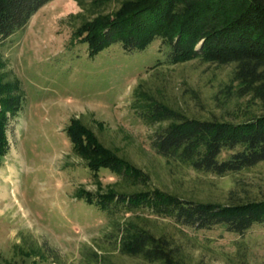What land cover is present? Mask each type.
Listing matches in <instances>:
<instances>
[{
	"label": "rangeland",
	"instance_id": "obj_1",
	"mask_svg": "<svg viewBox=\"0 0 264 264\" xmlns=\"http://www.w3.org/2000/svg\"><path fill=\"white\" fill-rule=\"evenodd\" d=\"M82 1L84 10L76 0H54L24 29L0 38V56L22 95V108L9 124V151L0 167V264H93L94 260L150 264L114 252L118 248L114 222L119 214L77 196L80 190L96 195L98 188L67 135L74 119L92 128L104 146L148 173L150 187L202 202L264 200V162L219 177L159 156L152 142L161 127L145 121L150 108L140 105L136 96L143 85L144 90H162L169 105L186 116L243 122L261 110L249 98L235 95L234 86L230 94L225 92L234 66L199 60L171 65L160 39L132 52L116 43L91 57L88 44L72 42L73 30L84 20L116 11L124 0H103L99 7L92 6L94 0ZM78 14L83 16L75 18ZM230 154L224 152L222 159ZM99 181L106 191L122 178L102 169ZM117 190L131 191L123 184ZM145 215L157 219L158 232L172 233L187 244L192 264H231L232 260L239 264L240 247L247 251L246 264H264V225L244 236L222 227L183 228L185 237L171 220ZM24 239L43 246L45 256H23L17 246Z\"/></svg>",
	"mask_w": 264,
	"mask_h": 264
},
{
	"label": "trees",
	"instance_id": "obj_2",
	"mask_svg": "<svg viewBox=\"0 0 264 264\" xmlns=\"http://www.w3.org/2000/svg\"><path fill=\"white\" fill-rule=\"evenodd\" d=\"M53 1L0 0V38L5 40L24 29L40 9ZM76 1L84 10L83 1ZM103 4V0L92 2L94 7ZM82 16L78 14L75 18ZM157 39L167 46L166 62L171 65L194 60L233 65L225 92L230 94L234 86V94L259 104L261 113L238 123L193 118L173 109L162 90H144L140 85L138 102L147 104L151 111L145 121L161 127L152 142L156 153L185 169L219 177L263 163L264 0H124L116 11L84 20L72 34L73 43L88 44L91 57L116 43H122L129 52L141 51ZM20 92L18 81L0 56V167L9 151L10 121L22 108ZM67 135L74 154L93 172L98 188L96 195L80 190L77 196L102 210L119 214L114 222L118 246L114 252L150 264H192L187 244L172 233L158 232L157 219L145 212L171 220L185 237L183 228L201 231L222 227L244 236L255 226L264 225V200L220 204L168 193L150 187L148 173L120 156L116 149L104 146L81 119L71 122ZM224 152L231 154L222 159ZM102 169L120 176L122 182L109 185L104 191L99 181ZM122 184L131 191L117 190ZM24 240L17 246L23 256L44 255L43 246ZM94 254L97 259L98 253ZM247 255L246 249L240 247L239 264H246ZM93 264L98 262L94 260ZM231 264L238 263L232 260Z\"/></svg>",
	"mask_w": 264,
	"mask_h": 264
}]
</instances>
